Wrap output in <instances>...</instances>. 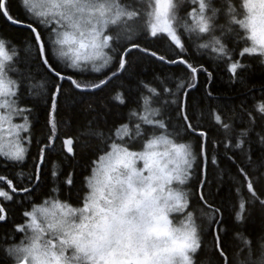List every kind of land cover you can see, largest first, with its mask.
Listing matches in <instances>:
<instances>
[{"label": "snow or ice", "instance_id": "1", "mask_svg": "<svg viewBox=\"0 0 264 264\" xmlns=\"http://www.w3.org/2000/svg\"><path fill=\"white\" fill-rule=\"evenodd\" d=\"M17 3L0 0L23 36L0 35V159L31 166L0 174V264H264V85L250 101L245 59L264 58V0ZM212 63L238 102L213 89ZM109 85L115 103L93 102ZM94 142L81 177L77 147ZM225 175L228 198L212 191Z\"/></svg>", "mask_w": 264, "mask_h": 264}, {"label": "trees", "instance_id": "2", "mask_svg": "<svg viewBox=\"0 0 264 264\" xmlns=\"http://www.w3.org/2000/svg\"><path fill=\"white\" fill-rule=\"evenodd\" d=\"M13 13H16L19 11V6L17 3V0H13V6H12ZM243 31V30H241ZM0 35L7 36L11 38L14 41H22L23 36L17 32L14 28L11 26H8L4 23L3 20H0ZM248 46V45H247ZM20 54L22 56H26L27 53L23 51V46L19 48ZM206 59H209L208 57H205ZM247 61L251 63V68L247 71L246 77L248 80V84L250 86L251 91L247 93L249 100L251 101L253 98H255L256 101H259L261 98V86L264 85V66H262L258 61L262 59L258 55H250L248 57H245ZM209 62L211 63V60L209 59ZM63 66V65H62ZM212 69L215 74V78L213 81V89L217 92V94L221 97L222 100H231L233 102H238L242 97L239 95L238 87L234 85H230L228 81V73L226 71L225 65L220 64L219 67L212 63ZM154 71L152 66H149L147 63L143 64L139 72L143 76H149ZM89 78L95 76L96 74L87 73ZM180 75H183L181 72ZM112 85H109L108 88L104 89L102 92H99L96 97H93V102H98V100H103L105 103H115V101L111 100L109 98V92L110 89H112ZM210 117L206 115V126H209L210 124ZM40 127H42V121L37 125L36 131L40 130ZM58 133L61 137L66 136H74L75 134V128L70 126L67 122L60 123L58 121ZM32 151H35V148L33 147L31 149ZM60 151V144L57 142L56 147L51 151L50 159L56 161L55 163V170L59 171L60 167L62 165V157H58V153ZM99 154L96 152V143L94 142L92 146L90 147H77V158L73 162L72 166L75 167L76 171L80 174L82 177L83 175H90L91 174V167L92 161L95 159L98 161ZM21 166V165H20ZM31 166V159H27L25 164L21 166L20 172L27 173L29 171V168ZM48 167V165H46ZM17 167H9L7 169L4 168L3 162H0V174L5 175L8 178H11L14 182L19 183V170ZM225 171H227V168L225 166ZM218 172V170H217ZM219 174V173H218ZM210 178L215 180V177H213L212 171L209 173ZM0 187L3 188V190L7 191V185L4 182H0ZM212 191L216 193L218 196H221L223 198H228L230 194L232 193V189L228 185V177L224 176V182L219 184H214ZM36 196L38 197V202H36V205L42 204L44 199H47L48 197L44 196L40 190L37 191ZM75 194H73L74 198ZM64 202V201H61ZM30 210V208H29ZM255 219H252L248 226L245 227L244 234L247 236L249 234H252L254 232H258L261 220L259 218V213L255 212ZM231 239V237H229ZM237 244L240 243L239 240L236 241ZM259 257V253L257 252L253 259H257Z\"/></svg>", "mask_w": 264, "mask_h": 264}, {"label": "rangeland", "instance_id": "3", "mask_svg": "<svg viewBox=\"0 0 264 264\" xmlns=\"http://www.w3.org/2000/svg\"><path fill=\"white\" fill-rule=\"evenodd\" d=\"M248 46H251V45H250V42L248 43ZM253 55H258V54H253ZM262 59H264V58H262ZM90 69H91V65H89V73H91ZM92 74H94V73H92ZM0 114H2V113H0ZM14 122H20V121H19V120H14ZM119 135H123V132L121 131V132L119 133ZM136 150H139V149H136ZM97 162H98V161H97ZM42 204H43V202H42ZM42 204H39V205H36V206L39 207V206H41Z\"/></svg>", "mask_w": 264, "mask_h": 264}, {"label": "flooded vegetation", "instance_id": "4", "mask_svg": "<svg viewBox=\"0 0 264 264\" xmlns=\"http://www.w3.org/2000/svg\"><path fill=\"white\" fill-rule=\"evenodd\" d=\"M0 162H3L2 159H0ZM21 166H22V165H21ZM21 166H17V168L20 169ZM19 167H20V168H19ZM20 171H22L21 169L19 170V173H23V172H20Z\"/></svg>", "mask_w": 264, "mask_h": 264}]
</instances>
